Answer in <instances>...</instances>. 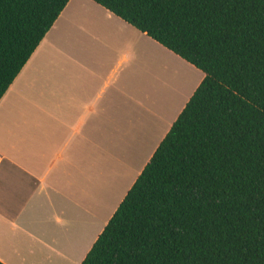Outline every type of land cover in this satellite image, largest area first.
<instances>
[{
  "label": "trees",
  "instance_id": "trees-1",
  "mask_svg": "<svg viewBox=\"0 0 264 264\" xmlns=\"http://www.w3.org/2000/svg\"><path fill=\"white\" fill-rule=\"evenodd\" d=\"M69 1L0 0V100ZM93 1L204 78L80 264H264V0Z\"/></svg>",
  "mask_w": 264,
  "mask_h": 264
},
{
  "label": "crops",
  "instance_id": "crops-1",
  "mask_svg": "<svg viewBox=\"0 0 264 264\" xmlns=\"http://www.w3.org/2000/svg\"><path fill=\"white\" fill-rule=\"evenodd\" d=\"M200 71L95 1L70 0L0 100V261L80 264Z\"/></svg>",
  "mask_w": 264,
  "mask_h": 264
},
{
  "label": "rangeland",
  "instance_id": "rangeland-1",
  "mask_svg": "<svg viewBox=\"0 0 264 264\" xmlns=\"http://www.w3.org/2000/svg\"><path fill=\"white\" fill-rule=\"evenodd\" d=\"M200 71V69H198ZM201 73H203L202 71H200Z\"/></svg>",
  "mask_w": 264,
  "mask_h": 264
}]
</instances>
